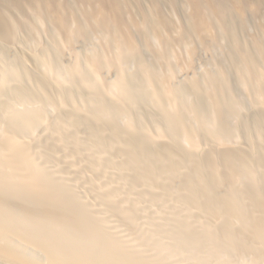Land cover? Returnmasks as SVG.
I'll use <instances>...</instances> for the list:
<instances>
[{
    "label": "bare ground",
    "instance_id": "bare-ground-1",
    "mask_svg": "<svg viewBox=\"0 0 264 264\" xmlns=\"http://www.w3.org/2000/svg\"><path fill=\"white\" fill-rule=\"evenodd\" d=\"M87 1L0 0V263L264 264L259 3Z\"/></svg>",
    "mask_w": 264,
    "mask_h": 264
},
{
    "label": "rangeland",
    "instance_id": "rangeland-1",
    "mask_svg": "<svg viewBox=\"0 0 264 264\" xmlns=\"http://www.w3.org/2000/svg\"><path fill=\"white\" fill-rule=\"evenodd\" d=\"M76 1L79 5H81L84 8L88 9V7H92V5L90 6L91 3H89L87 0L86 1L85 0H76ZM106 1H111V0H106ZM120 1L125 5L124 6L125 7L124 16L126 18L133 20L134 22H136V21L140 22V20L146 18V15H147V17L152 15V13H154V11H157L158 13L162 14L161 16L163 18L169 19L171 24L166 25L165 29L167 32H169L174 37V39H175L174 42L177 41L176 46L182 47V45L180 44V41H179V37H178L177 33L175 34V32H176L177 28L186 26L187 16L189 14V11L192 10L191 3L193 1H190V0H131V1L130 0H120ZM224 1L226 2V5L227 4L230 5V0H224ZM242 1L245 4L256 1L255 3H259V5H260L259 10H257L255 15H254V17H255L254 25L252 26L251 29L243 30V33H242L243 36L245 38H248V36L251 37L252 35H255L256 33L257 34L258 33L263 34L262 28L264 27L263 26L264 25V0H242ZM195 3H199V4L202 3V4H200L201 9L204 10L205 12L207 11V15L209 16L208 18L212 19V16L213 17L215 16L216 18L218 16L220 18V20L221 19L223 20L221 13L220 14L216 13L214 8L211 11L210 7L212 6L213 0H194V5H195ZM155 5H158V8L155 7ZM154 7L157 10L156 9L153 10ZM84 8L80 9L79 11L81 13H84L85 12ZM188 9H189V11H187ZM12 13H14V15L16 17H18L17 11H14ZM175 18H177V19H175ZM261 18H262L263 22L261 21ZM218 26L219 25L217 23H215V27H217V29H215L216 33H218V30H219ZM137 35H142V34L139 31V32H137Z\"/></svg>",
    "mask_w": 264,
    "mask_h": 264
},
{
    "label": "water",
    "instance_id": "water-1",
    "mask_svg": "<svg viewBox=\"0 0 264 264\" xmlns=\"http://www.w3.org/2000/svg\"><path fill=\"white\" fill-rule=\"evenodd\" d=\"M0 264H2V263H0Z\"/></svg>",
    "mask_w": 264,
    "mask_h": 264
}]
</instances>
